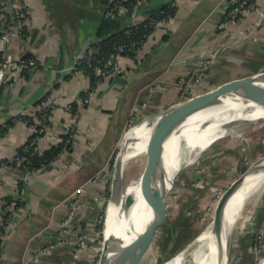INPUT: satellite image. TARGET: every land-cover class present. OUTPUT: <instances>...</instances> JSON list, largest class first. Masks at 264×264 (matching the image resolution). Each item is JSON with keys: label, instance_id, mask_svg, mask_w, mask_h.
I'll list each match as a JSON object with an SVG mask.
<instances>
[{"label": "crops", "instance_id": "crops-1", "mask_svg": "<svg viewBox=\"0 0 264 264\" xmlns=\"http://www.w3.org/2000/svg\"><path fill=\"white\" fill-rule=\"evenodd\" d=\"M114 1L31 0L26 34L7 43L0 39V63L6 50L38 60L31 71L10 70L0 82V264L89 262L99 249L94 222L105 193L104 180L93 183L92 178L113 157L135 109L143 118L182 100L179 78L194 71L200 57L213 56L195 94L264 70V0H254L251 12L223 28L220 22L230 20L223 0H143L116 16L108 14ZM168 4L176 5V15L156 25L138 58L121 55L118 72L97 81L84 69L74 73L85 53L97 51L99 41L128 24L163 15ZM91 88L96 95L86 104L82 99ZM41 102L47 105L48 126L37 129L19 119ZM31 142L40 153L63 148L51 166L33 171L22 197V168L14 160ZM82 184L86 191L73 197ZM8 200L14 207L7 211ZM77 200L74 223L89 232L92 247L77 258L69 244L35 257L60 236L61 222Z\"/></svg>", "mask_w": 264, "mask_h": 264}, {"label": "bare ground", "instance_id": "bare-ground-1", "mask_svg": "<svg viewBox=\"0 0 264 264\" xmlns=\"http://www.w3.org/2000/svg\"><path fill=\"white\" fill-rule=\"evenodd\" d=\"M183 100L139 119L121 141L123 151L126 147L122 172L125 173L131 165L137 164L140 173L124 187L118 209L114 208L113 203H109L107 207L106 230L125 238L114 249V264H226L232 257L234 234L238 228H245L247 218L243 220L242 215L246 202L264 187V168H260L252 173L231 198L226 208L224 225L222 214L229 194L224 199L222 213L218 216L213 213L208 224L189 244L166 259L153 257L146 263L145 256L153 251L159 233L158 224L161 225L164 218H158L147 226L138 220L149 206L146 194L152 197L156 194V178L163 157L161 150L164 146L165 129ZM260 119H264V100L249 99L243 95L196 113L185 124L176 144L170 148L171 171L189 165L197 152L205 150L228 134L238 135L234 127L240 121ZM259 158H254L251 163ZM127 200L129 201L126 202ZM134 219L138 231L135 235L129 230ZM250 224L251 222L248 223Z\"/></svg>", "mask_w": 264, "mask_h": 264}, {"label": "rangeland", "instance_id": "rangeland-1", "mask_svg": "<svg viewBox=\"0 0 264 264\" xmlns=\"http://www.w3.org/2000/svg\"><path fill=\"white\" fill-rule=\"evenodd\" d=\"M209 70L210 68L202 71L195 69L190 74L182 76L186 77L185 84L181 83V77L179 78L183 99L193 96L196 90H200L201 78L207 75ZM191 74L195 75L193 79ZM136 114L135 109L134 116L117 143L113 157L98 169L92 178L93 183L103 179L105 184L101 214L94 222L98 228L95 229V233L100 247L95 257H91L89 262L85 261L83 264L99 263L101 251L104 248L103 233L106 211L112 193L115 162L125 133L132 129L139 119H142V116L137 117ZM234 130L239 134L230 133L205 150L197 152L187 169L180 174L172 191L167 213L163 217L164 222L161 225L158 224L159 233L156 236L153 251L145 256L146 263L153 257H158L160 260L166 259L189 244L208 224L220 199L236 178L246 170L254 158L264 156V119L240 121L235 125ZM139 173L140 167L137 164L131 165L124 173L123 186L136 179ZM73 202L76 204L75 201ZM242 216L243 220L247 218L246 224L245 228H238L234 234L232 257L234 255L237 257L236 264H258L264 257V187L250 196ZM250 222L251 224L248 225ZM78 225L81 223L76 224Z\"/></svg>", "mask_w": 264, "mask_h": 264}, {"label": "built area", "instance_id": "built-area-1", "mask_svg": "<svg viewBox=\"0 0 264 264\" xmlns=\"http://www.w3.org/2000/svg\"><path fill=\"white\" fill-rule=\"evenodd\" d=\"M126 0H115L109 8L108 14L109 15H120L124 13L128 7L139 6L143 0H130V3H126ZM226 7L230 8L227 12V20L225 22H220V28L226 27L229 21H234L239 18V16L247 14L251 12L255 8L254 0H223ZM11 4V6H10ZM30 7H31V0H0V39L7 43L10 38L12 37H20L26 34V24L27 19L30 16ZM136 22L128 24L124 29L126 33H130L132 26L135 25ZM145 43V42H144ZM143 41H139L133 43L137 48H143L144 46ZM127 44L121 43L117 45L109 55L104 57H99L96 55L97 51L92 50L90 52L85 53L82 58L81 62H85L87 64L93 65V69L95 74L99 77H106L112 75L119 70V58L124 52ZM212 58L210 57H201L197 60V67L198 70L208 69L210 67ZM38 66V60L34 57H24L18 58L15 57L11 52L6 50V52L1 57L0 63V82L3 81L6 77V74H9L10 70L15 71H22L28 72ZM75 74L81 73V70L78 67V64L73 67L72 69ZM195 70V69H194ZM195 77L194 74H191V78ZM186 77H181V83L185 84ZM96 95V89L91 88L89 89L86 94L83 96V102L86 104H91L93 98ZM19 119H23L24 121L28 122L34 128H41L48 126L49 121V113L47 111L46 103L41 102L40 105L34 106L33 109L27 114H22ZM74 135V128L69 131V136L65 141V147L72 141ZM21 149L25 151V153L30 152L31 150L34 153H40L36 145H31L30 143H26ZM31 151V152H32ZM14 163L17 166L21 167L22 169V178L21 180L23 183L28 180L30 175L34 172L31 170L30 165L32 163V159L30 156L27 155H20L14 160ZM25 163V164H24ZM10 163H8L9 165ZM26 191L25 183L22 187V197L24 196ZM86 191V184L81 185L75 192L72 194L73 197H78ZM98 197H96L97 199ZM68 200V199H66ZM66 200L63 203H66ZM70 202V200H69ZM78 200L76 201L77 204ZM102 203V201H101ZM74 202L70 203V209L67 215L61 222L60 226V236L51 241L49 244L45 245L44 247L40 248L39 251L36 253L35 257H38L39 254H44L51 252L55 248L63 247L66 245H72L74 250V256L77 258L79 257L80 253L89 250L92 247L91 241L89 239V232L83 230L81 225L76 226L74 223V217L76 215L77 206ZM14 204H7L3 207L4 210H12ZM13 218L12 213L8 215V221H11ZM2 226H4L2 224ZM4 228V227H3ZM3 231L0 228V236H2ZM2 239V238H1ZM2 245L3 242L0 244V256L2 254ZM75 264V262L70 263Z\"/></svg>", "mask_w": 264, "mask_h": 264}, {"label": "water", "instance_id": "water-1", "mask_svg": "<svg viewBox=\"0 0 264 264\" xmlns=\"http://www.w3.org/2000/svg\"><path fill=\"white\" fill-rule=\"evenodd\" d=\"M239 95H243L249 99L264 100V71H255L243 76L224 81L212 89L203 91L201 93L195 94L191 97L184 99L182 104L179 105V107L177 108V112L168 122L165 129L164 146L161 150L163 157L161 159V164L156 178V194L153 197L150 194H146L145 197L147 201H149V206L144 210L142 216H140L138 220L139 223L141 222V224L147 226L154 220L162 218L166 215L170 197L176 185V182L180 174L184 172L190 165L189 164L180 167L176 171L172 172L169 164V157L171 155H169L170 148H172L173 145L176 144L178 140L177 138L184 129V126L188 122V120L200 111L210 109L225 100L236 98ZM127 132L125 134H127ZM125 150L126 147L124 151L121 147V150L117 155L115 162L112 193L111 198L109 200V203H113L115 209H118L120 203L122 202V191L124 189V173L121 169ZM48 166H51V164H49ZM260 168H264V156L251 163L246 168V170L239 177L236 178L232 186L222 196L215 211V215L217 216L222 213L224 199L228 195L227 193L230 192L222 214V225H224L223 220L225 222L224 218L226 216V208L231 198L238 191V189L247 181V179L252 175V173ZM128 201L129 200H127L126 202ZM136 225V219L132 220L129 230L131 231L130 233L133 235L137 234L138 232ZM106 229H108L107 217L105 218V227L103 233L104 248L101 251L98 264H114V249L117 245L125 241L124 237H120L115 233L108 232ZM223 258L224 257H222V259ZM236 258L237 257L235 255L233 257H230V261H227L226 264H235ZM263 262L264 257L260 260L258 264H262Z\"/></svg>", "mask_w": 264, "mask_h": 264}, {"label": "trees", "instance_id": "trees-1", "mask_svg": "<svg viewBox=\"0 0 264 264\" xmlns=\"http://www.w3.org/2000/svg\"><path fill=\"white\" fill-rule=\"evenodd\" d=\"M126 3H130V0H126ZM177 12L176 5L168 4L164 7L163 15L161 16H151L148 17L142 21L136 22L134 26H132V29L130 33H126L125 29L120 30L116 32L115 34L102 39L97 44V53L96 55L99 57H104L109 55L112 51H114L115 47L121 43H126L127 46L122 52V55H128L133 58H138L140 55V48H137L133 43L143 41L146 42L149 36L152 34L154 29L156 28V25L160 23L161 21H167L174 17ZM30 57V56H29ZM78 67L81 70H86L87 73L91 75V77L94 80H98L101 77L95 74V71L93 69V65L87 64L85 62H80ZM33 141V140H32ZM35 142V141H34ZM34 142L30 143L32 146L34 145ZM63 146H54L50 149H47L43 151L42 153H34V151H30L25 153L23 149H20V155H27L30 156L32 159V163L29 164L31 170L37 171L39 170L43 165L51 164L57 157L58 154L61 152ZM25 164V163H24ZM11 200H8L4 203V206L7 205ZM101 226V225H100ZM2 242L1 236H0V244Z\"/></svg>", "mask_w": 264, "mask_h": 264}]
</instances>
